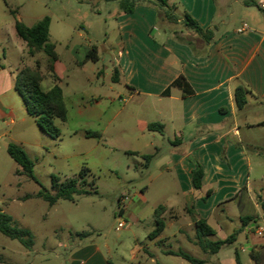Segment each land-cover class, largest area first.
Returning <instances> with one entry per match:
<instances>
[{
	"label": "crops",
	"instance_id": "obj_1",
	"mask_svg": "<svg viewBox=\"0 0 264 264\" xmlns=\"http://www.w3.org/2000/svg\"><path fill=\"white\" fill-rule=\"evenodd\" d=\"M260 1L264 0H166L161 6L152 0H133L132 10L127 13L119 0L117 10L109 13L115 36L109 49L103 48L112 57L107 70L115 76L116 84L125 87L129 98L138 96L143 102H151L159 119L138 121L137 130L148 142H144L143 151L125 147V152L143 157L144 151L154 148L152 157L159 170L157 175L162 178L159 187L168 186L164 177L171 179L172 197L159 205L165 208L163 230L149 239L152 245H134L129 250L131 261L137 264H159V258L165 256L179 257V264H189L171 254L183 251L164 247L169 241L174 247L188 244L192 257L204 264H236L235 252L240 262L239 254L246 252V246L254 264L250 252L264 250V234L253 230L264 226L260 207L264 175L252 178L260 163L259 151L264 148V141H260L264 140L260 136L264 135V116L252 123L247 119L249 108L264 113V11L259 8ZM21 5L22 1L0 0V11L4 13L0 19V150H6L8 144L23 149L31 144L27 134L34 120L15 89L17 73L30 67L23 62L27 47L15 30V21H21L17 14ZM186 15L201 32L185 25ZM243 25L247 29L239 33ZM96 50L90 57L84 55L77 67L97 61ZM52 66L55 74L59 66L55 77L60 88L58 84L67 70L58 58ZM90 70L96 71L93 66ZM179 78L189 86L190 94L172 85ZM238 87L245 92L241 109L234 98ZM62 96L66 102L63 91ZM95 98L100 102V97ZM80 102L93 99L82 98ZM151 123L159 124L161 131H150ZM167 127L170 140L164 135ZM158 141L165 145L162 153L156 148ZM198 169L201 178L196 188L192 172ZM147 179L152 180L151 174ZM120 202V215L137 224L139 220L132 213L146 204L143 191L128 199L120 195ZM199 220L215 233L207 240H225L234 234L232 243L214 254L203 252L196 238ZM238 239L232 255L230 248ZM66 264H113L111 249L106 243H84L70 251Z\"/></svg>",
	"mask_w": 264,
	"mask_h": 264
},
{
	"label": "rangeland",
	"instance_id": "obj_2",
	"mask_svg": "<svg viewBox=\"0 0 264 264\" xmlns=\"http://www.w3.org/2000/svg\"><path fill=\"white\" fill-rule=\"evenodd\" d=\"M17 1H22L17 14L25 26L31 27L45 16L50 19L48 41L54 46L61 66L67 70L58 84L65 97L67 114L65 122L54 121L60 131L58 138L43 133L34 121L30 123L27 140L31 144L21 149L32 161L36 181L22 173L5 148L0 150V209L10 217L12 226L27 233L23 240L30 245L24 250L17 240L0 234V264H66L70 251L92 241L109 246L113 264H137L131 261L129 250L134 245H152L148 234L155 227L153 212L172 197V188L170 177L163 178L168 183L165 189L159 187L162 178L157 175L159 170L152 157L154 148L143 152L146 154L143 156H149L148 160L125 152V147L143 151L144 142H148L137 130L138 121L159 119L151 102H143L138 96L129 98L125 87L113 82L107 70L112 57L109 51L103 52V48L109 49L115 36L114 21L109 13L117 10L119 0ZM3 15L2 9L0 19ZM93 47L97 49V61L77 67L76 63ZM45 60L42 53L33 57L26 53L23 58L31 69L38 63L43 76L41 88L47 91L57 80L47 71ZM91 66L96 69L94 73ZM58 68L56 74L53 71L56 77ZM97 72L101 75L97 76ZM95 97H100V102H95ZM82 98L93 99V102H80ZM263 116V110L249 108L247 119L252 123ZM94 132L100 136H86ZM164 135L167 140L172 138L169 127ZM156 148L159 153L165 151L161 141L156 143ZM259 152L260 163L253 172L254 179L264 175V148ZM82 167L90 173L86 184L79 189L88 193L73 194V201L58 199L52 206L36 196L44 191L55 193L51 190L52 175L63 182L78 174ZM150 174L151 181L147 179ZM139 191H143L146 199L144 207L132 213L139 222L134 224L131 218L121 216L125 226L116 230L118 212L123 205L120 195L128 199ZM239 240L230 248L232 255ZM173 244L169 241L164 247L192 256L188 244L177 247ZM245 248L246 252L239 254L240 263L253 264L248 257L250 249ZM179 262V257L170 256L158 261L159 264Z\"/></svg>",
	"mask_w": 264,
	"mask_h": 264
},
{
	"label": "trees",
	"instance_id": "obj_3",
	"mask_svg": "<svg viewBox=\"0 0 264 264\" xmlns=\"http://www.w3.org/2000/svg\"><path fill=\"white\" fill-rule=\"evenodd\" d=\"M151 1V0H149ZM155 3L165 6L166 0H152ZM120 7L124 12H130L133 7V0H121ZM11 14L15 15V12L11 11ZM184 23L187 27L194 29L197 32L201 30L197 27L196 23L189 17L185 16ZM49 24L50 19L45 16L37 21L33 26L27 27L21 21H15V30L17 36L25 43L27 47V53L30 57H33L36 53H42L46 57V68L49 73L52 74L53 79L56 77L53 75V62L56 61L57 55L54 52V46L49 43ZM95 48L93 47L88 53L87 57H90ZM35 69L30 67H23L15 77V89L21 96L24 102L27 114L33 118L35 124L40 128L43 133L51 138H58L60 131L55 126L54 121L60 122L66 121L67 110L63 101L62 91L55 84L47 91H43L41 88L42 75L39 70L38 63L35 64ZM113 82L116 81L115 76L112 77ZM174 87L179 88L183 94H190L191 90L186 84L183 78L175 80L172 84ZM168 94V90L165 91V95ZM235 104L238 109H241L245 104V92L243 88L238 87L234 92ZM150 131L157 130L161 131V126L156 123L148 125ZM87 137H97L96 133H87ZM7 154L9 157L22 169V173L33 181H36L32 168V161L29 159L27 154L21 149L20 146L15 144H8ZM145 160H148L149 156H143ZM90 171L82 167L78 174L73 177L64 179L60 182L59 178L51 176V190L54 194H50L47 191L39 192L36 196L48 202L49 205H54L58 199L73 201V194L75 193H88L83 189H79L86 184V176ZM201 170H195L192 172V181L194 187L198 188L200 184ZM261 211L264 214V200L260 204ZM165 208L158 206L153 213L155 228L148 234L149 239L156 237L164 228V222L162 214ZM120 214V210L118 212ZM0 234L11 239L17 240L23 247L30 248V245L23 240V237L27 234L26 232L12 226L11 219L6 214L0 212ZM214 231L207 226L204 220L196 222V238L198 240L199 247L203 252L209 254L216 253L221 247L231 244L235 235H230L225 240L209 241L207 237L214 236ZM264 249V247H263ZM172 255H178L185 259L189 264H204V261L199 260L195 257L189 256L185 253H171ZM250 259L254 264H264V250L263 252L251 251ZM236 264H240L235 252Z\"/></svg>",
	"mask_w": 264,
	"mask_h": 264
},
{
	"label": "built area",
	"instance_id": "obj_4",
	"mask_svg": "<svg viewBox=\"0 0 264 264\" xmlns=\"http://www.w3.org/2000/svg\"><path fill=\"white\" fill-rule=\"evenodd\" d=\"M259 8L264 11V1H260L259 2ZM247 29V27L245 25L241 26L239 29H238V32L239 33H242L244 32L245 30ZM119 217L120 219H118V223H117V227H116V230H119V229H122L124 226H125V222L124 220L121 219V215L119 214ZM253 230L257 233V234H264V226H255L253 228Z\"/></svg>",
	"mask_w": 264,
	"mask_h": 264
}]
</instances>
